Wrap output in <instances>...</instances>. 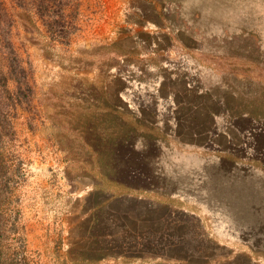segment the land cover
Returning a JSON list of instances; mask_svg holds the SVG:
<instances>
[{
  "label": "rangeland",
  "instance_id": "1",
  "mask_svg": "<svg viewBox=\"0 0 264 264\" xmlns=\"http://www.w3.org/2000/svg\"><path fill=\"white\" fill-rule=\"evenodd\" d=\"M35 25L12 28L22 262L264 264V0H80L61 44ZM131 167L158 185L134 196ZM124 207L155 222L148 249L117 247Z\"/></svg>",
  "mask_w": 264,
  "mask_h": 264
},
{
  "label": "trees",
  "instance_id": "2",
  "mask_svg": "<svg viewBox=\"0 0 264 264\" xmlns=\"http://www.w3.org/2000/svg\"><path fill=\"white\" fill-rule=\"evenodd\" d=\"M79 1L0 0V264H24V248L17 229L18 220L16 217L12 218L13 209L9 210L8 203L15 190L12 177L19 174L20 163H15L8 157V141L14 137L13 120L20 105L30 100L32 85L12 41V28L16 20H19L35 32L33 29L37 28V19L45 28L43 38L47 42L68 43L75 28ZM118 152L128 153L126 145H119ZM132 168L148 169H130Z\"/></svg>",
  "mask_w": 264,
  "mask_h": 264
},
{
  "label": "crops",
  "instance_id": "3",
  "mask_svg": "<svg viewBox=\"0 0 264 264\" xmlns=\"http://www.w3.org/2000/svg\"><path fill=\"white\" fill-rule=\"evenodd\" d=\"M118 172L119 174L117 175L120 176V178L115 179V182L125 188L131 190L135 189L137 193L134 196H138V193L141 191L146 194L149 188H154L156 185H158V183L156 182H159V180L155 178L157 176V173H155L153 169L125 168L118 170ZM137 198L148 200L146 196ZM115 221L118 225H122L124 221H129V223H134L136 225V228H133V230L125 227L123 229L121 228L117 232L118 235L115 236L116 240H119V242L116 244L117 247L123 249L124 247L129 246V244H127V241L135 240L137 241V244L135 245L137 250L148 249L147 247L150 244H147L146 241L150 239L146 232L147 230L153 231L155 223L151 218L143 216L142 214L132 215L130 214V211L128 212V209L124 207L118 211V215L115 216Z\"/></svg>",
  "mask_w": 264,
  "mask_h": 264
}]
</instances>
